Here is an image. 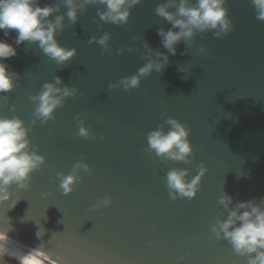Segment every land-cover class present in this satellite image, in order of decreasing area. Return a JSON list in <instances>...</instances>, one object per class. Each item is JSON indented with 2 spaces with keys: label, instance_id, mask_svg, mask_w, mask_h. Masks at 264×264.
Listing matches in <instances>:
<instances>
[{
  "label": "water",
  "instance_id": "95a60500",
  "mask_svg": "<svg viewBox=\"0 0 264 264\" xmlns=\"http://www.w3.org/2000/svg\"><path fill=\"white\" fill-rule=\"evenodd\" d=\"M56 2L40 0L41 6ZM163 2L142 0L126 25L101 21L98 6H89L57 36L61 46L77 49L62 66L37 44L15 45V31L5 37L0 30V39L17 48L5 62L19 74L0 115L19 116L31 126L32 147L46 157L29 189L12 185V198L0 206V230L12 229L10 237L33 248L44 245L62 264H247L211 227L225 215L220 196L237 202L264 198V22L256 19L251 0H228L234 30L227 36L197 33L192 48L181 41L163 70L142 77L139 88L109 89L154 58L147 56L145 41L167 53L157 30L172 25L155 13ZM66 11L62 6L55 15ZM104 32L111 33V54L88 42ZM187 66L188 73L178 71ZM56 76L77 95L66 98L55 119L32 125L30 97ZM168 117L190 129L189 164L147 151L148 133ZM80 120L92 133L88 139L78 135ZM78 162L90 171L81 169L73 192L65 195L57 174H70ZM201 162L208 171L197 195L172 200L167 172L187 168L190 180ZM105 197L111 205L94 208Z\"/></svg>",
  "mask_w": 264,
  "mask_h": 264
},
{
  "label": "clouds",
  "instance_id": "9594fccd",
  "mask_svg": "<svg viewBox=\"0 0 264 264\" xmlns=\"http://www.w3.org/2000/svg\"><path fill=\"white\" fill-rule=\"evenodd\" d=\"M142 0H58L41 6L40 0H0V30L7 37L11 31L16 32L15 45L25 42L37 44L42 52L58 66L65 65L77 55L76 48L61 46L57 36L65 28L77 23L82 12L89 6H98L99 19L115 25L128 24L132 9ZM228 0H165L155 8V13L172 27L168 30L160 28L157 35L161 38V45L167 53L154 51L148 42H144L147 56L154 57L138 69V73L121 78L119 83H110L109 89L122 87L127 91L139 88L141 78L153 71L160 72L169 61V55L177 54V45L183 41L188 48H192L197 33L212 32L217 38L227 36L234 30V23L229 16L226 6ZM256 12V19L264 22V0H251ZM67 11L59 13L61 7ZM174 9V10H173ZM54 16V19L51 17ZM68 20V24L65 20ZM178 29V30H177ZM203 39V36L201 37ZM110 32H104L97 37L93 35L89 43H97L108 53ZM128 51H134L129 48ZM119 52L123 53L124 48ZM200 54H206L203 46L198 49ZM185 53H181L183 55ZM17 55V48L0 39V106L7 102L6 93L17 87L19 74L10 70L5 62ZM178 71L188 73L190 66L182 67ZM187 78V77H185ZM78 89L64 84L56 76L54 82H45L37 95L30 97L35 103L32 125L37 121L46 124L55 119V111L62 107L68 97L77 95ZM83 95V93H81ZM15 110V106H13ZM80 120L78 135L88 139L92 133ZM165 125L169 126L165 131ZM31 126L19 116L9 118L0 115V206L13 196L12 185L18 189L30 188L32 173L39 170L45 163L46 157L33 149L29 137ZM190 129L179 119L168 117L164 123L151 130L147 136V151L163 161H177L189 164L194 157V149L189 139ZM103 139V137H101ZM83 169L89 172L88 164L78 162L70 174L58 173L59 188L67 195L73 192L74 185L80 180L79 172ZM208 169L203 162L198 166L197 174L189 180L190 170L187 168H172L165 181L172 200L178 198H194L201 187V181ZM19 199L13 201L14 207ZM112 203L111 197L100 200L94 208L108 207ZM219 205L225 214L217 218L211 231L218 240L227 241L234 252L241 257H247V264H264V198L255 200L234 201L233 197L224 194L219 197ZM9 230H0V264H62V258L56 257L44 249V245L24 250L25 246L11 239ZM40 236V233H37ZM184 258L180 257L182 261Z\"/></svg>",
  "mask_w": 264,
  "mask_h": 264
},
{
  "label": "bare ground",
  "instance_id": "6f19581e",
  "mask_svg": "<svg viewBox=\"0 0 264 264\" xmlns=\"http://www.w3.org/2000/svg\"><path fill=\"white\" fill-rule=\"evenodd\" d=\"M9 237H10V236H9ZM10 238L13 239L14 241H17V242H19L20 244L24 245V246H25V248H24L25 251H26L27 249H29V248H33V247H31V246H29V245H26L25 243L19 241V240L16 239V238H13V237H10Z\"/></svg>",
  "mask_w": 264,
  "mask_h": 264
},
{
  "label": "rangeland",
  "instance_id": "374dc122",
  "mask_svg": "<svg viewBox=\"0 0 264 264\" xmlns=\"http://www.w3.org/2000/svg\"><path fill=\"white\" fill-rule=\"evenodd\" d=\"M12 264H16V262H15V261H13V262H12Z\"/></svg>",
  "mask_w": 264,
  "mask_h": 264
}]
</instances>
